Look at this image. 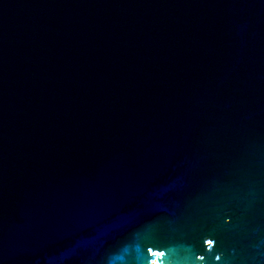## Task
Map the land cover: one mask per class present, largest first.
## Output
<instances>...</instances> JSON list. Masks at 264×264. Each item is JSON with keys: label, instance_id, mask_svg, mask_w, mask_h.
<instances>
[{"label": "water", "instance_id": "water-1", "mask_svg": "<svg viewBox=\"0 0 264 264\" xmlns=\"http://www.w3.org/2000/svg\"><path fill=\"white\" fill-rule=\"evenodd\" d=\"M264 264V0H0V264Z\"/></svg>", "mask_w": 264, "mask_h": 264}, {"label": "bare ground", "instance_id": "bare-ground-1", "mask_svg": "<svg viewBox=\"0 0 264 264\" xmlns=\"http://www.w3.org/2000/svg\"><path fill=\"white\" fill-rule=\"evenodd\" d=\"M154 264H159L158 262H154Z\"/></svg>", "mask_w": 264, "mask_h": 264}]
</instances>
